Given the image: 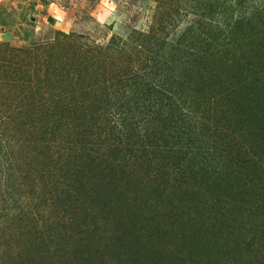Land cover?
Instances as JSON below:
<instances>
[{
    "label": "rangeland",
    "instance_id": "obj_1",
    "mask_svg": "<svg viewBox=\"0 0 264 264\" xmlns=\"http://www.w3.org/2000/svg\"><path fill=\"white\" fill-rule=\"evenodd\" d=\"M0 264H264V0H0Z\"/></svg>",
    "mask_w": 264,
    "mask_h": 264
},
{
    "label": "crops",
    "instance_id": "obj_2",
    "mask_svg": "<svg viewBox=\"0 0 264 264\" xmlns=\"http://www.w3.org/2000/svg\"><path fill=\"white\" fill-rule=\"evenodd\" d=\"M46 13V18L42 19L39 23L40 34H46L48 32H60L65 34L68 33V31H71L73 24L65 20V14L57 11L53 3L49 5Z\"/></svg>",
    "mask_w": 264,
    "mask_h": 264
}]
</instances>
